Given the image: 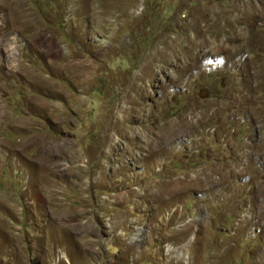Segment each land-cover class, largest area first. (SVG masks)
Returning a JSON list of instances; mask_svg holds the SVG:
<instances>
[{
  "label": "rangeland",
  "instance_id": "1",
  "mask_svg": "<svg viewBox=\"0 0 264 264\" xmlns=\"http://www.w3.org/2000/svg\"><path fill=\"white\" fill-rule=\"evenodd\" d=\"M0 264H264V0H0Z\"/></svg>",
  "mask_w": 264,
  "mask_h": 264
}]
</instances>
